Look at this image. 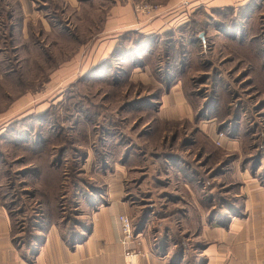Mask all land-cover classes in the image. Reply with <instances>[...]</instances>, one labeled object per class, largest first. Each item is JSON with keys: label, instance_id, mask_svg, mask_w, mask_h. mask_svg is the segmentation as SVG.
<instances>
[{"label": "rangeland", "instance_id": "1", "mask_svg": "<svg viewBox=\"0 0 264 264\" xmlns=\"http://www.w3.org/2000/svg\"><path fill=\"white\" fill-rule=\"evenodd\" d=\"M140 34L121 33L109 60L80 62L55 83L56 65L26 64L20 48L1 43L14 95H0V204L34 237L48 220L44 185L55 170L64 196L56 209L74 232L83 213L70 194L97 200L106 174L123 169L135 232L177 262L204 264L210 231H229L251 185L264 187V0L201 9L150 47ZM174 86L171 104L177 97L181 108L170 114L163 97ZM43 145L52 147L41 164Z\"/></svg>", "mask_w": 264, "mask_h": 264}, {"label": "crops", "instance_id": "2", "mask_svg": "<svg viewBox=\"0 0 264 264\" xmlns=\"http://www.w3.org/2000/svg\"><path fill=\"white\" fill-rule=\"evenodd\" d=\"M248 1L0 0V95H14L8 84L13 81L14 67L7 66L9 58L1 48L3 42L20 48L26 64L56 65L48 76L55 83L63 79L64 72L77 69L80 62L98 64L107 60L123 32L154 36L172 33L169 31L187 24L201 9L237 7ZM144 2H156L154 5L160 8L151 16L144 15L134 8ZM173 93L179 95L176 86L163 97L170 103V114L181 108L177 97L176 104H171ZM6 111L3 116L7 117L15 112V103ZM106 176L108 186L97 200L87 197L78 202L77 194L69 193L83 213L81 221L73 225L74 232H69L54 202L45 205L47 223L36 230L34 237H26L24 229L17 230L14 217L0 204V264H186L184 258L177 262L171 251L153 244L155 239L143 231L134 230L133 238L122 242L118 216L131 210L125 198L126 173L120 169ZM251 186L244 216L236 219L229 231L215 227L208 233L213 241L204 250L205 255L198 257L204 264H264V187ZM54 188L52 191L57 192ZM63 197L60 193L59 200ZM202 216L205 221L206 212ZM206 234L200 237L206 238ZM132 250L137 253L129 255Z\"/></svg>", "mask_w": 264, "mask_h": 264}, {"label": "trees", "instance_id": "3", "mask_svg": "<svg viewBox=\"0 0 264 264\" xmlns=\"http://www.w3.org/2000/svg\"><path fill=\"white\" fill-rule=\"evenodd\" d=\"M225 8H231V7H224V8H222V7H219V8H212V11H216V10H223V9H225ZM232 8H234V7H232ZM193 22V21H192ZM192 22H190V24L192 23ZM189 24V25H190ZM176 31H178V29H174V30H171V31H169V32H172V33H174V32H176ZM137 31H135V33H136ZM172 33H163V34H159L161 37L163 36V37H168L169 35H171ZM140 37H142V38H144L145 40L146 39H151L150 40V42H145V40H144V43L145 44H147V47L149 46L150 47V44L151 45H154V44H156V43H159V42H161V41H158V40H155V39H157V37L156 36H158V35H145V34H140L139 35ZM120 40V39H119ZM122 40V39H121ZM120 40V41H121ZM164 41H167L168 39H163ZM120 41H118L119 43H117L116 44V46H115V50H117L118 48H120V49H122V46H121V43H120ZM137 44H139L138 43V41L137 42H133V45L135 46V45H137ZM140 47H144L142 44L140 45ZM115 50H113V52H115ZM112 55H114V54H112ZM110 59V57L107 59V60H109ZM171 84V83H170ZM45 148L44 149H41V151H37L38 150V148H36L35 149V151L37 152V156H36V159H38V163H40L41 162V164H44L45 163V161L43 162V160H44V157H45V151H47V149H49V148H51L52 146H50V145H43ZM45 152V153H44ZM46 169H48L47 167H45V170H44V168H42V171H47ZM48 171H52V170H48ZM59 176H61V174L60 173H58L57 171H53L52 172V174H51V176H50V180L53 182V183H48V184H50V185H44V188H45V193L50 197L48 200V204L49 203H58L60 200H59V192H57L58 194H57V196H58V198H56L57 196L56 195H54V196H52V195H50V194H53V193H56V192H53L52 191V189H53V186L55 187L54 188V190H56L57 191V189L61 186L60 185V183L58 182V179L56 178V177H59ZM56 187H57V189H56ZM47 188L49 189V191L47 192ZM50 189H51V191H50Z\"/></svg>", "mask_w": 264, "mask_h": 264}, {"label": "built area", "instance_id": "4", "mask_svg": "<svg viewBox=\"0 0 264 264\" xmlns=\"http://www.w3.org/2000/svg\"><path fill=\"white\" fill-rule=\"evenodd\" d=\"M158 9V5H153L149 3L140 4L136 6V10L146 13L155 12ZM118 223L123 234V243L129 241L134 235V224L133 220L128 214H120L118 216ZM137 253L136 251H128L129 255Z\"/></svg>", "mask_w": 264, "mask_h": 264}]
</instances>
